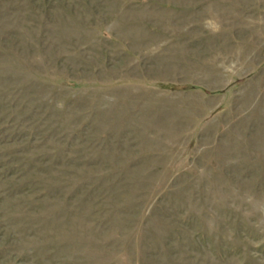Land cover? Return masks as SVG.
<instances>
[{"label":"rangeland","instance_id":"rangeland-1","mask_svg":"<svg viewBox=\"0 0 264 264\" xmlns=\"http://www.w3.org/2000/svg\"><path fill=\"white\" fill-rule=\"evenodd\" d=\"M0 264H264V0H0Z\"/></svg>","mask_w":264,"mask_h":264}]
</instances>
